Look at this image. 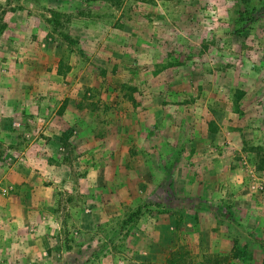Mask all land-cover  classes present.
Returning a JSON list of instances; mask_svg holds the SVG:
<instances>
[{"label":"crops","instance_id":"1","mask_svg":"<svg viewBox=\"0 0 264 264\" xmlns=\"http://www.w3.org/2000/svg\"><path fill=\"white\" fill-rule=\"evenodd\" d=\"M4 21L0 30V171L4 170L3 175L0 172V183L6 178L12 190L8 193L5 187L0 192V264L49 263L42 255H47L46 240L51 242L52 238L49 234L61 236V202L73 206L69 198L62 200L65 191L74 195L79 190L76 184L87 181L91 185L88 175L78 178L76 184L64 178L83 164L71 155V150H117L119 166L123 167L128 143H135L143 180L163 171L164 164L154 162L161 160L160 152L169 156L179 148L182 160L176 163L181 170L177 180L184 184V199L198 198L191 190L195 185L200 194L211 197L219 193L220 184L231 180L237 185L234 205L246 201L248 196L245 198L241 184L245 183V175L250 177L246 171L254 172V165L245 141L250 136L258 144L264 140H260L259 130L252 134L248 122L260 98L235 97L234 70L231 66L224 73L218 69L229 67L219 62L222 54L234 48L221 26L233 24V18L226 23L220 21L216 30L173 33L172 38L156 33L147 41L142 40V33L122 30L116 41L100 33L102 39L98 42L96 36L88 34L89 29H84L87 32L80 41L86 61L76 51L68 52L66 42H56L49 35L48 22L37 11L20 10L6 15ZM190 40L205 44L192 46ZM104 41L124 46L126 52L133 53L136 63L167 59L168 55L185 56L180 65L189 66V73L178 71L173 77L155 73L151 87L144 91L139 84L143 93H135L134 98L106 94L103 80L96 81L92 76L91 63L104 54ZM207 65L214 72L210 73ZM178 66L166 63L163 67ZM191 68L204 73L191 75ZM173 78L176 88L169 82ZM158 80L164 83L162 94L154 88ZM147 91L150 93L145 94ZM104 107L113 111L106 113ZM257 111L258 119L263 116L264 121L263 106ZM99 131L102 137L96 135ZM49 180L62 192H51V185H44ZM106 193L116 198L114 188H106Z\"/></svg>","mask_w":264,"mask_h":264},{"label":"rangeland","instance_id":"2","mask_svg":"<svg viewBox=\"0 0 264 264\" xmlns=\"http://www.w3.org/2000/svg\"><path fill=\"white\" fill-rule=\"evenodd\" d=\"M20 10L39 12L48 22L49 35L56 38V42L63 40L61 34L66 32L78 40L83 51L80 38L87 32L84 29H89L88 34L96 36L98 42L102 39L100 33L114 40L122 30L142 33V40L147 41L148 36L156 33L162 38H172L173 33L216 30L221 26L220 21L226 23L233 18V24L221 26L234 48L222 54L219 62L229 67L218 69L224 73L231 66L234 70L235 97L260 98L253 105L255 115L248 122L252 134L257 129L261 132L260 140H264L263 116L258 119L260 112L257 111L262 106L264 110V0H0V26L5 25L6 15ZM53 11L59 14L60 27L56 31L53 22L48 20ZM223 11H227L224 16ZM198 43L205 44L190 40L192 46ZM123 47L104 41V54L91 62L92 76L96 81L103 80L106 94L134 98L135 93H143L146 87H151L150 79L155 73L172 77L178 71L189 73V66L180 65L185 56L168 55L167 59H143L136 63L133 53ZM70 49L73 50L68 46L67 51ZM76 53L86 61L85 51L84 56ZM166 63L179 66L164 70ZM207 68L210 73L214 72L212 66L207 65ZM191 69V75L204 73L202 69ZM154 81L157 80L154 78ZM169 82L176 88L175 78ZM139 84L143 85V90ZM153 84L155 91L162 94L164 83L158 80ZM104 110L113 111L108 107ZM102 134L99 131L96 135L102 137ZM253 138L250 136L249 141H245V150L249 149L253 155L255 176L246 171L250 177L245 175V183L241 185L245 198L248 197L240 205H234L237 185L231 180L220 184L219 193L211 197H204L195 185L191 190L198 198L184 199L181 195L184 184L177 180L181 170L176 163L182 160L179 148L169 156L164 151L159 153L161 160L154 162H162L164 169L153 178L143 179L148 180L147 183L140 178L141 156L135 143H128L123 167L119 166L117 150L69 151L83 164L74 167L64 178L76 184L78 178L88 175L91 185H87V181L76 184L79 190L74 195L65 191L62 200L69 198L73 206L67 207L61 202L64 208L60 215L61 236L49 234L52 238L51 242L46 240L47 255L42 256L49 260L47 264H264V142L255 143ZM94 157L98 161H94ZM4 179L0 192L6 187L10 193V184ZM47 182L44 185H51L50 190L55 195L62 192L52 180ZM106 188H114L116 198H110ZM135 209L142 214L137 223L122 224Z\"/></svg>","mask_w":264,"mask_h":264},{"label":"trees","instance_id":"3","mask_svg":"<svg viewBox=\"0 0 264 264\" xmlns=\"http://www.w3.org/2000/svg\"><path fill=\"white\" fill-rule=\"evenodd\" d=\"M58 15H59L58 12L53 11L51 19L50 18L48 19L50 22H53V30L54 31H56L57 28L60 27ZM3 28H4V25L0 26V30H2ZM61 35H62L63 41L66 42L67 45L73 49L72 51H77V52H79V55H83L84 56V51L78 46L79 44H78V40L77 39L71 37L66 32L62 33ZM76 46H78V48ZM141 215H142L141 212L138 209H135L126 218H124L122 224L133 225V224L137 223V221L139 220Z\"/></svg>","mask_w":264,"mask_h":264},{"label":"built area","instance_id":"4","mask_svg":"<svg viewBox=\"0 0 264 264\" xmlns=\"http://www.w3.org/2000/svg\"><path fill=\"white\" fill-rule=\"evenodd\" d=\"M258 184H259V183H258ZM259 185H260V184H259ZM259 187L262 188L263 186L260 185ZM3 191H4V189H3Z\"/></svg>","mask_w":264,"mask_h":264}]
</instances>
